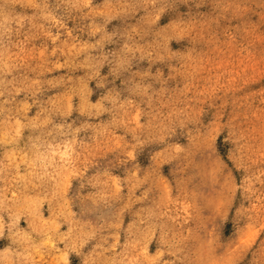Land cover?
Instances as JSON below:
<instances>
[{"label":"rangeland","instance_id":"374dc122","mask_svg":"<svg viewBox=\"0 0 264 264\" xmlns=\"http://www.w3.org/2000/svg\"><path fill=\"white\" fill-rule=\"evenodd\" d=\"M0 264H264V0H0Z\"/></svg>","mask_w":264,"mask_h":264}]
</instances>
